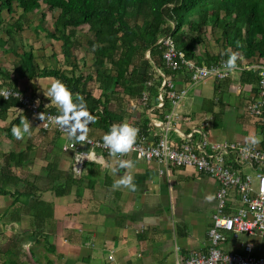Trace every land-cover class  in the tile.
<instances>
[{
  "label": "crops",
  "instance_id": "crops-1",
  "mask_svg": "<svg viewBox=\"0 0 264 264\" xmlns=\"http://www.w3.org/2000/svg\"><path fill=\"white\" fill-rule=\"evenodd\" d=\"M217 28L223 34V29ZM220 37L219 42L223 45L218 47L212 41L216 46L207 51L212 55L236 53L237 69H232L223 80L209 77L195 83H189L184 71L178 72L174 75L175 86L186 88V94L174 107L164 103L160 106L162 103L159 105L152 98L148 109L135 106L131 115L120 123L138 128L151 139L166 134L172 144L190 136L198 143L201 137L198 130H201L209 142L256 140L258 142L255 143L262 145L263 121L248 113L246 107L251 99L257 97L258 80L247 82L248 76L243 71L254 72L264 64L257 56L251 61L242 57L240 50L224 45V36ZM45 39L53 40L47 36ZM202 42L201 38L195 45ZM7 48L8 45L2 50L6 53ZM193 48L194 56L205 52H197L195 46ZM46 49L50 51L47 56L51 59L55 51L51 46ZM39 54L34 47L35 62L39 67L49 66L38 61V56H42ZM67 65L71 67L69 63ZM53 83L54 80L48 78H19L17 87L38 97L48 107L60 108L47 97V90ZM169 110L177 118L167 123L165 115ZM17 113L22 115V127L25 118L28 120L29 117L18 107L13 115H8L7 121ZM37 130V126H30L31 135L9 139L0 129V164L10 150L27 151L28 157L16 167V174L43 186L45 181L39 177L45 173L47 161L57 159L63 173H72L74 153L62 150L67 137L46 133L51 139L45 141L42 135H37ZM86 134L101 138L106 133L89 126ZM43 146L49 150L44 152ZM93 152L97 159L85 161L88 165L84 163L79 175L81 183L73 186L68 194L56 196L51 190L40 191L42 199L52 204L53 212L43 221L36 220V225L33 210L20 201L12 205L11 196L0 194V264H174L192 251L207 248V229L211 219L184 215L185 206L178 202V198L186 187L195 188L204 180L205 184L214 187L212 213L217 190L215 179L190 167H170L166 173L161 171L162 165L155 160H139L132 153L110 156L97 149ZM121 160L133 161V167L121 168ZM28 172L33 173V179L27 178ZM129 174L134 178L135 190L114 187L115 181ZM24 181L20 182L26 185ZM12 208L14 211H10ZM246 243L252 245L254 253L264 256V241L255 235L228 236L220 247L225 251H240ZM175 246L178 247L176 251ZM110 254L112 259L108 258Z\"/></svg>",
  "mask_w": 264,
  "mask_h": 264
},
{
  "label": "trees",
  "instance_id": "trees-1",
  "mask_svg": "<svg viewBox=\"0 0 264 264\" xmlns=\"http://www.w3.org/2000/svg\"><path fill=\"white\" fill-rule=\"evenodd\" d=\"M44 5L57 11L52 30L41 23H37L34 30H44L45 36L61 42L64 61L71 66L68 71L59 67H39L31 45L28 49L20 47V51L12 45L27 25L28 14L39 11ZM16 10L19 14L12 19L11 14ZM40 18L43 20L44 15L41 14ZM227 18H230L228 22L225 21ZM209 23L223 29L224 45L240 50L242 57L250 61L257 56L264 64V0H0V49L8 45L7 50L14 56L10 68L0 66V88L8 86L20 90L17 87L19 78L60 80L72 93L74 103L79 104L81 98L84 103L83 109L77 108L68 114L69 121L82 124L85 133L89 126L107 133L111 125L127 119L135 106L146 110L152 98L157 100L161 75L156 67L173 80L176 73L183 71H172L164 66L163 47L156 42L160 37L171 36L177 48L197 64L209 65L221 59L226 61L231 56L212 55L209 51L193 55V47L201 40L200 30ZM82 24L87 26L90 35L86 43L95 67L90 73H75L74 52L79 46L76 36ZM146 53L149 58L145 57ZM258 72V69L243 71L248 76L245 80L257 81ZM90 82L97 85L99 95H94L88 88ZM145 90L148 96L142 102ZM169 101L165 93L164 105L170 106ZM19 106L16 98L0 95V127L9 139L15 138L12 128L21 125L22 115L17 113L8 121L7 118ZM48 108L64 118L60 108ZM81 112H87L91 119L86 120ZM28 121L31 127H38L37 135H42L45 141L51 139L46 133L59 134L55 130H43L39 120L33 117H29ZM42 148L44 152L49 150L47 146ZM27 157L25 150H10L4 155L0 164V194L11 196L12 205L20 201L33 210L36 225V220L43 221L53 212L52 204L42 199L39 192L51 190L56 196H62L68 194L73 186H78L82 179L72 173H63L57 159H54L48 160L44 166L45 173L39 178L44 179L45 184L39 186L14 173L13 169ZM23 180L26 188L22 191L15 189L16 184ZM9 185L14 187L13 191L8 188Z\"/></svg>",
  "mask_w": 264,
  "mask_h": 264
},
{
  "label": "built area",
  "instance_id": "built-area-1",
  "mask_svg": "<svg viewBox=\"0 0 264 264\" xmlns=\"http://www.w3.org/2000/svg\"><path fill=\"white\" fill-rule=\"evenodd\" d=\"M156 42L163 47L164 66L172 71L183 70L189 83L209 77L223 80L232 69L238 68L228 69L224 59L209 65L196 64L177 48L169 35L160 37ZM145 57L149 58V55L145 54ZM155 69L161 75L157 102L163 106L164 94L167 93L172 108L186 94V88H177L171 77L165 76L161 69ZM257 69V97L251 99L246 107L248 113L262 119L264 130V66H258ZM0 95L16 98L19 108L29 117L39 120L43 130H55L68 138L62 150L73 151L72 173L75 176L82 173L85 161L97 159L94 149L110 156L126 154H111L103 143V137L87 135L80 123H71L69 120L67 125L58 123L63 118L28 92L4 86L0 88ZM147 96L148 92L143 91L142 102L146 101ZM165 118L169 123L177 115L169 110ZM198 131L201 134L198 143L192 141L190 136L178 144L170 143L166 134L151 139L144 132H138L133 148L127 152L139 160H155L162 165L161 171L166 173L170 167H190L217 182L215 207L207 229V248L192 251L174 264H264V256L254 253L251 244H244L240 251H225L220 247L228 236L236 238L241 234L255 235L264 241V140L262 145L253 141L209 142L205 134ZM108 258L112 259V255Z\"/></svg>",
  "mask_w": 264,
  "mask_h": 264
},
{
  "label": "rangeland",
  "instance_id": "rangeland-1",
  "mask_svg": "<svg viewBox=\"0 0 264 264\" xmlns=\"http://www.w3.org/2000/svg\"><path fill=\"white\" fill-rule=\"evenodd\" d=\"M56 12H57L56 10H49L47 6L44 5L39 11L29 13L28 14L29 21L27 25L20 32L19 37L16 36V39L14 40L12 45L14 44V46H16V48L19 49V51H20V47L23 46L24 48L28 49L29 45H31L33 49L35 47L36 51H39L40 53L39 55L42 54V56H38L40 58L37 57L38 61H40L41 64L64 68L65 70L68 71L70 67H68L67 63H65L59 51L60 41L55 42L53 40L45 39L46 36H45L44 30H36V32L34 30V25L36 23H41L42 26H45L46 29H52V22L56 15ZM18 14H19V10L12 12L11 14V16L13 17L12 19H15ZM41 14L44 15L43 20H41L40 18ZM5 15L8 16L7 14ZM200 35H201L203 42L200 43L199 45H195L197 52H202L203 50L207 51L208 49H213L216 45L218 47H221L223 45V43L219 42L221 39L220 35H223V34L221 33V30L215 27L212 23H209L207 26L201 28ZM76 38H77L76 41L79 42V46L74 52L75 64L77 66L75 73H78L79 71L82 73L93 72L95 67L92 63L93 57H92L90 48L86 43L87 39L90 38L86 25L82 24L78 27V33H77ZM212 41L213 42L215 41L217 44L215 45L214 43H212ZM50 46L52 50H54L55 52H54V55L51 56L52 58L48 59L47 55L50 54V51H48V49L46 48H49ZM202 54L203 53H201L200 55ZM13 60H14V56L10 53V51L7 50V52L5 53L2 49H0V66L1 67L5 66V67L10 68ZM88 88L92 91L94 95H99L100 91L97 88V85L95 83H92V82L88 83ZM87 165H88V162H85V166ZM13 170H14V173H17L18 171L16 168ZM26 176L29 179L34 178L32 172H28ZM8 188L11 191L14 190L13 186L9 185ZM25 188L26 186L25 184L23 185L22 182H18V184H16V187H15V189H18L19 191H22ZM213 193H214V187L205 184L204 180L202 181L200 185H197L195 188L186 187L185 190L179 194V198H178V202L183 203L185 206V211H183V214L186 216H191V217L194 216L195 218H197L198 216H203L206 220H209V218H211V206H212L211 199H212ZM14 209L15 208H12V210L10 211H14Z\"/></svg>",
  "mask_w": 264,
  "mask_h": 264
},
{
  "label": "clouds",
  "instance_id": "clouds-1",
  "mask_svg": "<svg viewBox=\"0 0 264 264\" xmlns=\"http://www.w3.org/2000/svg\"><path fill=\"white\" fill-rule=\"evenodd\" d=\"M237 54L233 53L226 61L225 67L232 69L236 66ZM47 97H50L60 106V110L64 115V118L59 120L58 123L62 125H67L69 120V115L74 112L77 108L83 109L84 103L81 98L80 103L76 104L73 101L72 93L67 88V86L60 80H56L47 90ZM81 115L86 117V120H90L91 117L87 112H81ZM42 118V117H41ZM30 122L25 118V122L21 126H13L12 134L17 139H22L26 134L31 135ZM139 129L129 125L127 123H120L113 125L104 136L103 143L108 147L111 154H120L129 152L136 141L137 133ZM258 142L256 140L253 141ZM121 168H131L133 167V161L131 160H121ZM134 178L132 175L122 176L121 179L115 181L114 187L124 186L126 188L135 190L136 185L133 182Z\"/></svg>",
  "mask_w": 264,
  "mask_h": 264
}]
</instances>
